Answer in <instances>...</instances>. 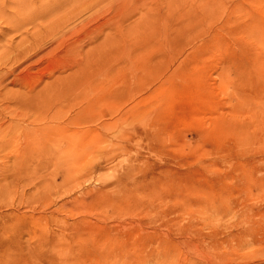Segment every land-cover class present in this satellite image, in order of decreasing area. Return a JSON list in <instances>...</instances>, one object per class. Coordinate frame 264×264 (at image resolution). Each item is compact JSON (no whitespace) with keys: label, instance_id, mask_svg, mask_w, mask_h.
<instances>
[{"label":"rangeland","instance_id":"obj_1","mask_svg":"<svg viewBox=\"0 0 264 264\" xmlns=\"http://www.w3.org/2000/svg\"><path fill=\"white\" fill-rule=\"evenodd\" d=\"M27 1L53 9L34 19L0 0V212L12 213L9 224L30 182H2L20 133L8 127L7 98L81 61L78 97L58 98L61 161L43 173L47 183L58 177L41 203L48 219L58 207L61 264H264V0H106L89 12L84 0ZM61 20L73 29L67 54L47 36ZM101 31L115 37L106 52L95 49ZM38 38L40 49L22 52ZM25 258L22 241L0 244V264Z\"/></svg>","mask_w":264,"mask_h":264},{"label":"bare ground","instance_id":"obj_2","mask_svg":"<svg viewBox=\"0 0 264 264\" xmlns=\"http://www.w3.org/2000/svg\"><path fill=\"white\" fill-rule=\"evenodd\" d=\"M11 1H13L14 3L16 2L18 4V5L16 4V7L18 6L20 7L21 9L20 11H22L23 15L30 14L33 11L34 19L42 18L45 14H47L46 12L50 11V9L52 8L51 7L49 10H47L50 3L48 2L41 3L42 2L41 0H40L41 6L39 7V11H36L34 7L28 5V1L27 4H24L23 0H11ZM32 1L35 3L37 2V0H32ZM84 1H85V7L83 9L81 8L82 10L80 9V12L82 11L89 12L93 8L99 7L100 5L106 3V0H84ZM68 2L74 3L73 0H68ZM107 2L110 1L108 0ZM20 11L19 13H21ZM91 18L92 17H89L88 19L90 20ZM67 19L65 18V20ZM62 20L61 22L64 24H60L58 21V23L53 22V24L50 27L48 26L46 30L48 31L49 34H47V36L49 37V39L51 36L52 40L50 41L48 37L45 38V40L48 39L50 41L49 43L51 45L52 44L54 45V50L56 51L62 50L64 47H66L67 50L65 51L63 50L62 53L64 52L65 54H67V52H69L68 50L70 51L72 50L71 49L72 44L71 41H69L71 39H68L67 37L65 40L64 35L72 33L73 29L69 30L66 27V22L69 21V19L64 22ZM86 27L91 32V29L89 28L90 26L86 25L85 28ZM123 30L124 29H120L121 32ZM54 32H56L58 35H56ZM90 32L88 31V33ZM54 34L58 37H55ZM99 35L101 41L99 40L100 43L95 48L97 49V51L99 49H102L103 52H106L115 46L114 44L116 43L115 37L112 35L110 31H101ZM42 37L44 39V36ZM40 40L38 38L34 40L32 43L27 44V47L25 46V48H23V51L22 50L21 51L23 53L24 51H27L28 53L30 52L29 51L30 49L32 50L31 52L34 51L36 52L35 49H40V44H41ZM75 41L76 40H74V42ZM74 42L72 41V43ZM89 53L90 52H88L85 55V57L88 56ZM30 54L28 55L22 54L21 56H17V58L20 59L22 58L26 60L27 58L26 56L29 57ZM48 55H50V53ZM69 57L71 58V56ZM90 58L88 59L87 57V60L84 63L86 64L87 62L89 63ZM20 59H18V61H20ZM15 61H17V59ZM66 61L68 60L66 59ZM76 63L77 64L72 65L69 62V64L72 65V68L73 67L75 68V71L71 70L72 73H70L69 75L63 78L57 77L53 82L44 83V85L40 87V84H43L42 83L43 81L41 82L42 80L41 78L38 79L36 83L33 82V84H29V85L27 84L22 86L20 91H17L15 94L13 93L12 96L11 95L8 96L10 94L9 92H8L9 94L7 95L8 96L7 100H9L10 97V102L12 104L10 105L12 106L11 109L12 119L16 120V122L14 123L12 122L13 124H11L8 121L9 122L8 127H12L14 124H17L16 126H13L14 128L12 127L11 129L16 130V132L18 133L20 131V133L18 137L19 141L17 145H15V147L17 146L16 147L17 150L15 149L16 156L13 157L14 159H12L13 160L12 166L14 170L3 166L5 168L4 171L7 173L1 176L3 177L2 182H5L9 178H13V180L15 179L17 186H19L20 183H24L23 185H25L27 182L28 183L30 182V185L28 183L27 184L30 186L29 188H32L33 190H31L32 192L30 191L26 192V188H28L26 187L23 190L21 188L20 192L18 191L19 192L18 197L21 198L17 200V206L13 208L15 210L14 212L17 213V214H13V216L16 215L15 216L16 220L14 224H9L10 216L12 215V213L9 214V213H2L3 211L0 212V244H6L17 240L22 241L26 251L25 261L27 260L26 263L29 264H61L65 259L63 254L61 253V248L59 245V237H60L59 220L58 218L53 216V213L58 211L57 209L58 207L55 208L53 211H51L52 213L50 214L51 217H49L48 219V216L45 214L46 211L44 210V207L41 202L44 199H53L52 195L49 193L50 190L48 191L47 188L55 189L57 187L56 181L58 177L55 176L56 174L52 176L50 175L51 176V178L49 179L50 182L47 183V181L44 180L45 178H43V173L46 169H50V168L57 169V166H59V163L62 158V153H63L62 138H61L62 125L60 119L61 116L63 115L61 113L63 109L61 108L62 102L58 98L64 97L67 99L69 98L72 99L76 95L78 97V93H77L78 83L75 81L76 79H78L79 81L81 80L79 76H81V73L85 69L83 62L79 61ZM66 66H68V64ZM86 67L88 68L90 66H86ZM74 109H75V105L72 106L71 104V106L66 110L68 113L69 111L71 113ZM19 127L20 130L18 131L16 128L19 129ZM50 176L47 175L46 178ZM32 178H34L33 181H31ZM34 181L36 182L34 183ZM2 189L3 186L0 182V191ZM54 203H56V201H54Z\"/></svg>","mask_w":264,"mask_h":264}]
</instances>
